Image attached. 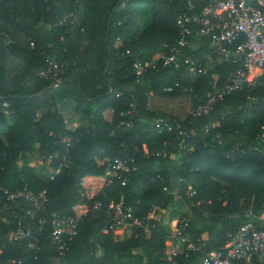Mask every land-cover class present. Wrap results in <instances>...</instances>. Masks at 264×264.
I'll use <instances>...</instances> for the list:
<instances>
[{"label":"trees","instance_id":"1","mask_svg":"<svg viewBox=\"0 0 264 264\" xmlns=\"http://www.w3.org/2000/svg\"><path fill=\"white\" fill-rule=\"evenodd\" d=\"M123 1L119 6L121 0H31L34 9L29 15L36 21L28 23L18 0H0V17L12 14L15 26L28 31L33 42L30 52L39 66L30 74L31 87L4 95L2 51L11 45L0 39V178L10 188L26 183L34 193L44 189L47 197L39 206L27 200L8 201L0 193V218L7 220H0V264H198L201 253L183 244L174 255L165 252V242H175L169 226L173 218L186 216L189 235L202 239L207 250H217L227 233L250 216L264 217V144L257 138L264 128V73L227 94L207 114L178 118L150 110L149 94L187 95L195 109L204 93L220 87L235 65L210 51V35H200L188 25L192 30L184 53L193 54L206 71L192 76L182 62L164 66L158 59L136 77L125 50L141 59L142 49L163 51V44L173 43L180 35L176 15L185 2ZM140 6L150 10V22L144 28H139L134 14ZM70 11L75 16L60 24ZM40 28L53 31L55 44H44ZM48 56L66 62L61 75L65 81L59 85L75 102V110L85 106L86 124L64 122L56 87H49L53 80L40 75L48 68ZM165 86L172 90L165 91ZM4 101L9 104L11 124L5 120ZM109 108L112 117L107 121L104 111ZM156 119L173 125L179 122L191 131L183 149H179L178 130L156 132L152 124ZM208 122L216 127L205 132L203 124ZM60 136L68 142L60 141ZM234 144L240 145L238 151H232ZM34 148L43 165L60 171L44 179L31 167L18 169L17 159ZM117 159L126 160L128 169L115 171L109 178L105 172ZM10 173L12 183L6 180ZM188 184L195 191L191 197L175 191L178 185L185 190ZM119 201L139 217L155 210L159 217H149L147 224L118 236L108 213L110 204ZM95 202L98 207L93 210ZM188 203L192 204L190 214ZM28 209L32 212L28 235L8 241L5 234L18 231ZM66 215L79 217V222L77 233L64 237L66 249L61 254L50 239L51 221Z\"/></svg>","mask_w":264,"mask_h":264},{"label":"built area","instance_id":"2","mask_svg":"<svg viewBox=\"0 0 264 264\" xmlns=\"http://www.w3.org/2000/svg\"><path fill=\"white\" fill-rule=\"evenodd\" d=\"M184 9L176 15V22L180 25V35L173 43L163 44V51L158 59L162 65L177 66L180 62L184 64L185 70L192 76L205 72L206 67L196 59L193 54H185L184 48L188 45L187 35L191 33L192 25L196 33L200 35H210L211 40L209 49L213 54L229 60L235 65L234 69L225 77L220 87L208 89L204 93V100L195 109H191V115L207 114L211 107L224 100L227 94L239 89L245 82L254 80L264 73V0H184ZM121 0L119 6H123ZM71 14L64 15L61 20H65ZM29 45L33 42L29 40ZM131 57L132 70L136 77H140L147 69L154 66L156 61L141 59L139 55L130 49L125 50ZM48 68L40 71V75L53 80V83L61 79L65 61H57L47 58ZM185 89V88H183ZM165 91H171V86H165ZM264 102V96L262 97ZM5 113H10L8 102L2 103ZM156 132L162 130L171 131L173 128L178 130L181 135L179 149H183L184 141L190 137L191 131L182 126L181 123L163 122L160 119L153 121ZM126 125H129L126 122ZM216 124L208 122L203 124V130L209 132L215 128ZM217 137V136H216ZM258 140L264 144V128L257 135ZM66 136H60V141L68 142ZM220 142V139L217 140ZM239 144L232 146V151H238ZM166 154V152H164ZM134 168V167H133ZM109 178L114 176L115 171L127 170L126 160L117 159L109 165ZM56 173L60 169L54 170ZM184 183V180H182ZM165 189V187H163ZM175 191L179 194L184 193L191 197L195 191L188 184L185 190L178 185ZM0 193L5 195L8 201L27 200L33 205L43 206L47 200L46 190L34 193L27 188L26 183L19 188H10L1 182ZM98 207L95 202L92 209ZM188 214L192 212V204L186 205ZM113 231L118 227L130 228L133 226H143L147 224L148 217H139L130 207H124L122 201L111 203L108 213ZM170 239L173 245H185L187 249L196 250L201 253L198 264H264V222L262 224L243 223L227 233V240L224 245L217 250H207L202 239L192 237L187 232L188 219L181 216L172 219ZM43 219H38L41 224ZM79 217L56 216L52 219V232L50 239L57 245L59 253H64L66 243L64 237L70 239L77 233ZM170 225V224H169ZM29 230L24 233L18 231L7 232L5 238L8 241H15L28 235ZM176 251H171L174 255ZM168 264H173L169 262Z\"/></svg>","mask_w":264,"mask_h":264},{"label":"crops","instance_id":"3","mask_svg":"<svg viewBox=\"0 0 264 264\" xmlns=\"http://www.w3.org/2000/svg\"><path fill=\"white\" fill-rule=\"evenodd\" d=\"M31 0H18L20 13H23L24 21L28 23H35L36 19L32 15H29L31 10H33V5L30 4ZM66 14H71L72 16L68 18H73L75 16L73 11ZM64 14V15H66ZM139 28H144L150 22V10L148 6H140L134 10ZM63 15V16H64ZM17 21L16 17L12 14L5 18L0 17V39L3 44H10L11 46H3L2 51V91L4 95L9 94L11 91L22 87V86H32V80L30 74L36 72L39 69L37 65L36 58L30 52L29 40H31L28 35V31H23L19 27L15 26L14 22ZM65 22L64 20H59V23ZM29 30V29H28ZM39 35L44 40V44L48 45L50 42L54 43L53 31L49 28H43L38 30ZM62 39V36H61ZM84 41L79 43V47L83 46ZM52 44L48 48H51V55H55V50ZM162 53V50H153L145 48L140 50V54L147 61H156ZM48 56V58H54ZM60 84V83H59ZM55 85L56 87V102L60 113L62 114L65 123H70L72 121L80 120L84 124L87 123L85 118L83 106L79 110H75V102L66 96L65 89L60 85ZM147 107L150 110H161L167 114L173 115L178 118H184L188 115L192 109V102L189 96H167V95H155L149 94ZM5 115V120L7 124L13 122L12 117L3 111ZM112 117V109H106L104 111V118L110 121ZM3 128H1L2 130ZM17 168L21 169L23 166L31 167L33 172L41 178H50V176L55 172V168L43 165L42 160L39 158V153L36 148L32 149L25 156L17 159ZM106 175H109V170H106ZM9 183L14 180V174L8 175L6 179ZM191 186V184H190ZM192 188V187H191ZM28 214L31 218L32 212L28 209L23 214ZM151 218L159 217V211H152L149 215ZM174 219V218H173ZM0 220L6 222L4 218ZM262 224L264 222V217H259L252 215L246 223ZM171 222H169L170 224ZM171 226V224L169 225ZM128 228L118 227L114 230V233L118 236H122L124 233L129 232ZM171 231V230H170ZM166 249L165 252L169 254L171 251H181V247L178 245L171 244L170 240L165 242Z\"/></svg>","mask_w":264,"mask_h":264},{"label":"water","instance_id":"4","mask_svg":"<svg viewBox=\"0 0 264 264\" xmlns=\"http://www.w3.org/2000/svg\"><path fill=\"white\" fill-rule=\"evenodd\" d=\"M62 81H65V79H63V78H61L59 81H56V82H54V83H52L49 87H53V86H55V85H58L60 82H62ZM113 87H111V90H110V92H113ZM43 93V91L42 92H40L39 94H38V96L39 95H41ZM32 96H34V95H32ZM31 227H32V219L29 217V215L26 213V214H24V216H23V223H22V225L19 227V229H18V232L19 233H24V232H26L27 230H29V229H31Z\"/></svg>","mask_w":264,"mask_h":264},{"label":"rangeland","instance_id":"5","mask_svg":"<svg viewBox=\"0 0 264 264\" xmlns=\"http://www.w3.org/2000/svg\"><path fill=\"white\" fill-rule=\"evenodd\" d=\"M4 211H6V210H4ZM170 224L173 225V221ZM128 230H130V229L128 228Z\"/></svg>","mask_w":264,"mask_h":264}]
</instances>
